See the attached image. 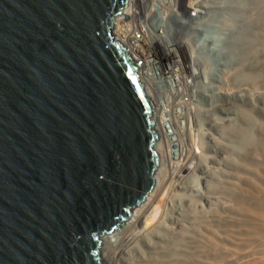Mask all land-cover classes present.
<instances>
[{"label": "water", "instance_id": "water-1", "mask_svg": "<svg viewBox=\"0 0 264 264\" xmlns=\"http://www.w3.org/2000/svg\"><path fill=\"white\" fill-rule=\"evenodd\" d=\"M127 2L0 0V264H100L155 185L154 102L112 31Z\"/></svg>", "mask_w": 264, "mask_h": 264}, {"label": "bare ground", "instance_id": "bare-ground-1", "mask_svg": "<svg viewBox=\"0 0 264 264\" xmlns=\"http://www.w3.org/2000/svg\"><path fill=\"white\" fill-rule=\"evenodd\" d=\"M188 1L195 18L188 20L181 17L187 4L179 5L174 3V0H162L166 4L162 6L163 10L167 13L164 26L152 29L147 22L146 26L142 25L145 26L142 34L137 36L135 33L129 36L126 32L128 27L132 26L131 21H128L124 29L123 22H120L126 17L127 10L124 16L114 19L113 35L131 58L143 60L137 74L144 84L145 92L154 102V129L161 138V141H157L155 149L159 158L164 159L160 165L163 168L159 167L160 170L154 174L153 189L137 206L136 212L133 215L130 213V217L116 229L118 232L114 230L103 236L99 251L100 264H264V113L262 121L252 128V132L250 127L253 125L248 124L249 116L245 118V115L243 121L247 128L244 125L238 127L233 120L234 123H216V138L213 132L204 133L199 129L195 134L191 132L195 122L191 124L193 118L190 117L194 112L189 111L194 108L190 99L193 92H187L192 80V86H196L198 79L201 78L203 83L208 79L207 69L214 67L216 62L214 58L215 62L213 60V64L211 63L212 56L208 51L212 49L207 45L208 42L212 46L217 43L216 38L211 37L210 33L204 34L206 29L200 33V28L207 22L206 18L216 16L214 23L219 25L223 34L228 31V27L231 28L232 21L227 19H232L233 4L244 0H230L229 4L227 3L230 6L228 8L225 6L226 0ZM216 1L222 4L220 7L223 6L224 11L228 9L229 12L223 14V11L220 13L219 10L218 14L213 13L210 5ZM144 6H149V2ZM153 8L154 5L150 10ZM258 19L260 23H264L262 15ZM193 28L196 33L192 31ZM210 28L213 27L208 29ZM259 32L262 40L254 42L256 45L252 49L245 45L244 50L245 58L249 61L251 55L255 58L253 65L262 68L264 24ZM198 33L200 35H197ZM229 36L230 40L234 39L233 34ZM238 37L239 43L241 38H244L245 42L248 40L246 32H240ZM155 46L156 52L161 51L163 56L169 57L168 63L162 66L160 77L156 74L155 53L151 51ZM261 68L259 70H263ZM233 70L230 78L235 82L240 78H251L241 73L239 68ZM213 72L215 73V70ZM223 77H219L220 86L215 88L216 94L229 96L231 93L228 88H224L227 80L224 81ZM156 78L164 80L167 84L168 91L165 92H168V99L176 112L177 105L183 107L180 105L181 99H188V111L191 114L186 115L187 120L184 122L177 118L174 125L175 137L172 138L167 135L165 129L166 112L163 98L166 95L155 91ZM262 111L264 112L263 109ZM239 142L241 146L245 144L242 146L244 154L239 155L240 158L235 150ZM171 146L177 152L175 158ZM210 153L213 155L210 156Z\"/></svg>", "mask_w": 264, "mask_h": 264}, {"label": "rangeland", "instance_id": "rangeland-1", "mask_svg": "<svg viewBox=\"0 0 264 264\" xmlns=\"http://www.w3.org/2000/svg\"><path fill=\"white\" fill-rule=\"evenodd\" d=\"M228 1H230V0H226V5H225V6H227V8L230 7V6H228V4H229ZM220 5H222V4H220L219 1H216L214 4L210 5V10L213 13L217 12V14L220 11H221L220 13H222V11H223V14L224 13L227 14L226 12H229V10L226 9V11H224L225 9L223 10V6L220 7ZM233 5H234V10H233L234 13L232 12V14H233L231 17L232 19H229V18L227 19V20L232 21L231 28L228 27L229 34H228V31H225V33L221 34V32H222L221 28H219L218 24L214 23L216 16L206 18L207 22L205 24H203V27L200 28V33L204 32V30L206 29L204 34L210 33V34H212L211 37L216 38L217 43H215L212 46L208 42L207 45L209 44L208 47L210 49H216V53L218 54V56L216 54V57H214L216 59V62H215L214 58L213 59L210 58V61H212L211 63L213 64V60H214V62H215L214 67L216 65L217 69L214 67H212V68L209 67V69H207L209 71L208 75H207L208 79L204 80V83H203V80L201 78L198 79L199 76L197 78L199 83L196 86L195 85L192 86V84L194 82H192L193 80L191 81V85H190L191 91L188 89L187 92H189V94H192V92H193V94H194V95L192 94V96L190 98L193 104L191 102L190 103L192 104V106L194 108L192 109V107H191L192 110H189L192 113L194 112L193 115L191 114V112L188 111V105H187L188 99H185V100L181 99L180 102H182V103H180V105L183 107L180 108L177 105L175 107L178 110L177 112H179V113H177L176 110H174V105L171 104V100L168 99V92H165V90L168 91L167 84L165 83L164 80H160L159 78H156V80H155V82H157V83L159 82V84H160V86H158L156 88V86H155L156 83H155V85H154L155 91H159L160 93H163V95L164 94L166 95L163 98V100L165 101L164 111L166 112V116L169 118L170 122L166 121L165 129H166L167 135L170 138L175 137L174 125H176L175 123H176L177 118L179 121L182 119L180 122H184L185 120H187L186 117L188 116V114H191L190 115L191 119L193 118L192 120L189 119L192 121L191 124L193 122H195L192 124L193 129L191 127L192 133L194 132L196 134V131L198 129L201 130V132L204 131V133L205 132L206 133L207 132L208 133L213 132L212 134L215 138L217 137V134H215L216 133L215 129H217L218 125H221L222 123L224 124L225 122H233V120H234L235 123L234 122L233 123L238 125V127H240V125H241V127L245 126L247 128L248 126H246L245 121H243L244 116L246 115L245 118L247 116H249L248 124H250V126L253 125L252 127L249 126L250 131H251L252 128H254V126L257 123H260L263 119V113L264 112L262 111V109L264 110V85H263L264 84V82H263L264 81V76H263L264 75L263 74L264 73V66H262V68H261V67L256 65V67H255V65H253V62L255 63V58H252L251 55H249L250 60L248 61L245 58L246 57V50H244V48H245V45L246 46L249 45V48L252 49L253 46L256 45L254 42L257 43L259 40L260 41L262 40L261 33L259 31H260L261 25L264 23H262V22L260 23L258 18L260 17V15H262V18H264L263 17L264 16V10H263L264 9V0H244V1H240V2H235V4H233ZM230 13H231V11H230ZM208 14H209V12L207 13V15ZM217 17H219V16H217ZM208 26L213 27V28L208 29L209 28ZM185 30H187V29H185ZM192 31L194 33L197 32V31H194V28L192 29ZM240 32H246L247 38H248L247 42H245L244 38H241V41L239 43V37L237 38V36ZM255 33H256V35H254ZM230 34L234 35V39H231V40L229 39ZM197 35H200V34L198 33ZM241 35H243V34H241ZM217 36L220 38H217ZM211 41H212V39H211ZM160 49H163V48H160ZM156 50H157L156 46H155V49L154 48L151 49V51L153 53H155L154 54V56L156 57L155 59H157L158 57H162L163 55L161 54V51L156 52ZM209 51H211V50H209ZM212 51L215 52V50H212ZM169 56H171V55H169ZM210 56H212V55H210ZM163 57L166 60H169V57L167 55H164ZM229 58H231V59H229ZM240 59H242L241 62L239 61ZM243 60L247 61L246 62L247 64L245 63V61L243 62ZM218 61H219V63H221V65L218 63ZM231 67H232V69H231ZM235 68H239V70H241L240 71L241 73H245V74L249 75L252 79L250 78L249 80H246V79L243 80L244 78H240V79L236 80V82L231 80L230 75H231V73L234 72L233 69H235ZM260 68L263 70H259ZM212 69L215 70V73L213 72ZM158 70H159V68H157L156 74H157V77H160V73L163 70L161 68L160 73ZM252 72L254 74H256L257 76L254 75ZM209 73H211V74H209ZM200 74H201V72H200ZM202 75L203 74H201V76ZM217 76H218V78H217ZM219 77L220 78L223 77L224 81L227 80V81H225L227 84L224 82L226 85L224 84L225 86L224 85L223 86H224V88L226 87V89L228 88L227 89L228 92L231 93V94H229V96H219L218 94H216V91H217L216 89L218 86H220ZM225 77H226V79H225ZM261 77L263 79H260ZM255 78L257 80H255ZM258 78L260 79V81ZM254 80H255V82H254ZM150 89L153 91V88L150 87ZM193 89H194V91H193ZM147 90H148V87H147ZM229 109H230V111H229ZM180 113L183 115H181ZM204 113H205V115H204ZM155 114H157L156 111H155ZM176 115H177V117H176ZM209 116H210V118H209ZM158 117H159V113H158ZM216 123L217 124L219 123V124L216 125ZM188 124H189V126H191L190 122ZM242 125H244V126H242ZM214 126L217 128H215ZM173 132H174V134H173ZM191 132H190V135H191ZM159 138H160V136H159ZM158 141H161V138ZM238 146L235 148V150H236V154L239 156L241 154H244V152H243L244 150H243L242 146H245V144L243 143V145L241 146V142H239ZM171 151L173 153V157L174 158L177 157V152L173 146H171ZM209 155L211 156L213 154L210 153ZM160 157H161V155H160ZM240 157L241 156H239V158ZM163 159H164L163 157H161V159H160L161 160L160 164H159L160 168H163V166L162 167L160 166L163 164ZM159 167H158L157 171L160 170ZM199 175H201V174H199ZM199 177L202 178V176H199ZM136 209H137V207L131 211L132 212L131 215H133L136 212ZM118 231L119 230H116V232H118ZM113 238L115 239V237H112V239Z\"/></svg>", "mask_w": 264, "mask_h": 264}, {"label": "built area", "instance_id": "built-area-1", "mask_svg": "<svg viewBox=\"0 0 264 264\" xmlns=\"http://www.w3.org/2000/svg\"><path fill=\"white\" fill-rule=\"evenodd\" d=\"M168 1V0H167ZM149 2V6H144L145 4H147ZM189 1L188 0H174V3H178L179 5H183L184 3L187 4V6H185V10H183L181 17H183V19H193L195 17L194 13L191 12L190 10V6L188 5ZM154 5V8L152 10L151 7ZM166 4H164L162 2V0H128L126 6L124 7L122 13L124 15V12L127 10L128 13H126V17L128 19H126L125 21L124 18L120 20V22L122 23V27L124 29L125 25L128 23V21L132 22V26L128 27L127 29V33L129 36H133L135 33V36L137 35H141L144 27L146 26V23L149 22L150 23V28L152 29H158L160 25H163L166 23L165 17L167 15V13L165 12V10H163L162 6H165ZM168 5V4H167ZM169 6V5H168ZM182 8L184 9V6H182ZM120 16V15H119ZM121 17V16H120ZM177 20V19H176ZM182 20V19H181ZM142 21H145L142 22ZM164 21V22H162ZM114 23V20H113ZM139 24H140V28H139ZM142 25H145L144 27ZM114 27V24H113ZM193 27V26H192ZM141 60V59H140ZM143 61V60H141ZM168 60H166L163 56L162 57H158L156 59V64H157V68H159V73L161 72V68L163 66V64L167 63ZM156 88L158 86H160L159 82H156ZM165 121L170 122L169 118L167 116H165Z\"/></svg>", "mask_w": 264, "mask_h": 264}]
</instances>
